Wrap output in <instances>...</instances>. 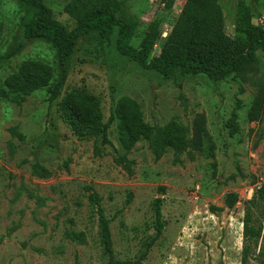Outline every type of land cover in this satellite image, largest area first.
<instances>
[{
	"label": "rangeland",
	"instance_id": "374dc122",
	"mask_svg": "<svg viewBox=\"0 0 264 264\" xmlns=\"http://www.w3.org/2000/svg\"><path fill=\"white\" fill-rule=\"evenodd\" d=\"M71 0H46L54 19L68 31L74 23L63 8ZM123 18L142 29L162 14L161 0H123ZM185 0H175L165 30ZM238 0H219L225 30L233 37ZM254 25L264 28V0H248ZM23 13L16 0H0V88L26 61L56 69L55 50L22 35ZM138 40L133 42L137 45ZM20 44L14 56L6 55ZM115 38L80 39L69 63L62 96L83 89L100 101L103 123L112 104L128 97L139 104L151 127L170 122L188 131L189 153L177 160L172 152L155 159L147 142L128 153L117 141L74 136L39 91L21 105L0 99V264H107L99 243L98 224L88 196L93 192L110 220L113 256L135 262L142 243L154 235L152 203L162 199L166 227L140 264H241L245 203L264 186V115L247 122L263 73L211 82L205 77L175 74L163 80L115 50ZM158 45L153 54H157ZM264 65V55L258 53ZM49 172L48 177L38 169ZM86 188L92 191L86 192ZM229 194L237 195L233 209ZM254 226L261 224L253 209ZM82 233L81 244L68 234ZM247 264H264V232L251 245Z\"/></svg>",
	"mask_w": 264,
	"mask_h": 264
},
{
	"label": "trees",
	"instance_id": "16d2710c",
	"mask_svg": "<svg viewBox=\"0 0 264 264\" xmlns=\"http://www.w3.org/2000/svg\"><path fill=\"white\" fill-rule=\"evenodd\" d=\"M23 13L22 35L26 41L40 40L48 43L56 56L58 77L48 64L29 60L9 76L0 88V99L21 105L36 92L44 91L49 106L57 103L58 113L74 136L81 140L101 138L102 145L109 144L108 129L115 126L117 141L128 153L140 142H147L155 159L166 152L174 158L187 153L190 147L187 129L176 122L163 127H151L144 119L138 103L128 97L112 104L110 116L103 123L100 101L83 89L74 88L62 96L69 76L70 60L80 39L95 38L108 42L115 38V50L123 58L146 72H153L163 80L177 73L185 77H205L211 82H223L230 78L245 80L249 73L264 70L258 53L264 52V28L254 25L248 0L236 4L234 34L225 30V15L219 0H185L181 11L169 28L165 24L172 14L175 0H161L162 14L138 29V24L123 18V0H71L64 13L72 19L74 28L68 31L53 17L46 0H16ZM165 35V36H164ZM138 40L137 45L133 42ZM158 45L157 54H153ZM20 44L6 55L10 58L20 50ZM256 85L254 100L247 113V122H260L264 115V73L253 81ZM38 169L43 177L49 172ZM92 191L86 188V192ZM98 224L99 243L107 264H140L149 250L160 239L166 222L162 219V199L152 203L154 235L142 243V252L135 262L116 261L112 251L110 220L106 217L96 193L88 196ZM237 195L229 194L226 205L233 209ZM259 210L261 224L254 226L253 209ZM264 232V186L255 190L245 203L242 220L241 264H247L251 245L257 246ZM68 236L78 242L85 241L84 234Z\"/></svg>",
	"mask_w": 264,
	"mask_h": 264
},
{
	"label": "crops",
	"instance_id": "0c3cea01",
	"mask_svg": "<svg viewBox=\"0 0 264 264\" xmlns=\"http://www.w3.org/2000/svg\"><path fill=\"white\" fill-rule=\"evenodd\" d=\"M261 55H264V52H260ZM260 59V58H259Z\"/></svg>",
	"mask_w": 264,
	"mask_h": 264
},
{
	"label": "built area",
	"instance_id": "2783aa9c",
	"mask_svg": "<svg viewBox=\"0 0 264 264\" xmlns=\"http://www.w3.org/2000/svg\"><path fill=\"white\" fill-rule=\"evenodd\" d=\"M165 36V35H164Z\"/></svg>",
	"mask_w": 264,
	"mask_h": 264
}]
</instances>
